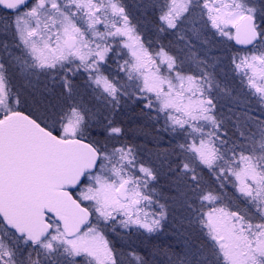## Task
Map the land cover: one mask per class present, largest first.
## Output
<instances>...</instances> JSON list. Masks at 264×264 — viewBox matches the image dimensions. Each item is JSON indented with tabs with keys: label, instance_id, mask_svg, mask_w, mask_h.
<instances>
[{
	"label": "snow or ice",
	"instance_id": "6c2138e0",
	"mask_svg": "<svg viewBox=\"0 0 264 264\" xmlns=\"http://www.w3.org/2000/svg\"><path fill=\"white\" fill-rule=\"evenodd\" d=\"M0 264H264V0H0Z\"/></svg>",
	"mask_w": 264,
	"mask_h": 264
},
{
	"label": "rangeland",
	"instance_id": "374dc122",
	"mask_svg": "<svg viewBox=\"0 0 264 264\" xmlns=\"http://www.w3.org/2000/svg\"><path fill=\"white\" fill-rule=\"evenodd\" d=\"M129 3H135L136 0H128ZM224 72L228 73L229 78L231 79L235 75V83L239 84L240 83V76L238 74H234L231 70L230 67H225ZM246 88V81L245 85H243ZM239 193L236 191V189L233 187L231 183H227L226 186L223 189V196L225 197V203L229 200H234L235 196H238Z\"/></svg>",
	"mask_w": 264,
	"mask_h": 264
},
{
	"label": "water",
	"instance_id": "95a60500",
	"mask_svg": "<svg viewBox=\"0 0 264 264\" xmlns=\"http://www.w3.org/2000/svg\"><path fill=\"white\" fill-rule=\"evenodd\" d=\"M239 47V46H238Z\"/></svg>",
	"mask_w": 264,
	"mask_h": 264
}]
</instances>
